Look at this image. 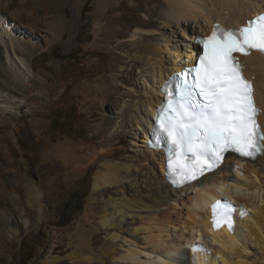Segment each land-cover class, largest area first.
I'll list each match as a JSON object with an SVG mask.
<instances>
[{"label": "bare ground", "instance_id": "6f19581e", "mask_svg": "<svg viewBox=\"0 0 264 264\" xmlns=\"http://www.w3.org/2000/svg\"><path fill=\"white\" fill-rule=\"evenodd\" d=\"M26 1L0 2V92L3 90L7 94L22 91L26 81L24 69L27 65L23 58L14 56L13 48L22 55L29 50L26 44L19 43V39L16 43L10 30L15 18L11 9ZM112 1L97 0L95 21L103 20L106 14L102 4ZM132 1H136L134 11L145 13L146 18L120 20L122 28L119 29L111 21L105 22L101 27L105 31L98 35L100 42L115 52L113 57L116 58L112 57L111 63L114 69L118 68L114 70L115 76L111 74L112 85L121 81L104 94L109 110L115 112L118 108L113 98L125 97L127 104L122 105L119 112L121 125H128L134 137L142 135L144 144L138 155L116 158L117 154L108 153L109 160L96 170L92 191L98 204L101 228L112 233L111 240L119 242L123 249L120 259L127 264H264V259L263 262L250 259L251 248L264 254V153L253 162L234 166L233 158L227 154L215 171L188 187L177 189L164 177L162 153L150 150L146 144L155 107L163 100L161 85L173 72L194 63L198 50L193 44V36L209 35L215 24L224 30L238 29L247 19L264 12V0ZM83 3L84 0H73L70 23L73 38L82 26ZM56 12L51 19L58 25L61 37L66 22L63 14ZM192 23L197 25L196 28L191 27ZM178 31L181 39H177ZM242 62L245 77L252 81L254 98L260 108L258 119L264 132V58L254 53L242 58ZM125 86L130 87L131 93L123 94ZM106 124L109 126V122ZM107 143L109 145L110 140L107 139ZM25 191L26 205L36 215H41L43 193L31 181L25 184ZM218 199L241 206L233 217V232L225 225L219 229L213 226L210 206ZM24 211L18 209L17 218L5 223L10 237L15 236L20 227L29 225ZM83 259L91 262L96 258L88 255Z\"/></svg>", "mask_w": 264, "mask_h": 264}, {"label": "rangeland", "instance_id": "374dc122", "mask_svg": "<svg viewBox=\"0 0 264 264\" xmlns=\"http://www.w3.org/2000/svg\"><path fill=\"white\" fill-rule=\"evenodd\" d=\"M96 3L84 0L82 26L74 38L70 24L73 0H27L11 9L16 18L11 34L29 51L22 55L13 48L14 56L27 65L22 91L0 92V264H127L120 259L123 249L119 242L111 240L112 233L98 222L92 181L99 166L109 160L108 153L117 154L116 158L138 155L144 142L142 135L134 137L128 125H121L119 112L125 97L113 98L118 108L109 110L105 95L121 81L112 85L118 68L111 63L115 52L100 42V35L105 22L111 21L119 29L123 19H143L146 14L134 11L136 1L113 0L102 4L107 15L95 21ZM56 11L66 22L61 37L51 19ZM129 88L125 86L123 94L131 93ZM28 181L44 195L41 215L26 205ZM74 193L80 196L75 205L70 202ZM20 208L26 211L23 214L29 225L10 237L5 223L16 219ZM253 249L250 259L263 262L264 254ZM88 255L96 259L84 260ZM36 256L40 258L35 260Z\"/></svg>", "mask_w": 264, "mask_h": 264}, {"label": "snow or ice", "instance_id": "6c2138e0", "mask_svg": "<svg viewBox=\"0 0 264 264\" xmlns=\"http://www.w3.org/2000/svg\"><path fill=\"white\" fill-rule=\"evenodd\" d=\"M203 55L189 81L177 77L176 95L159 116V133L168 146L169 166L180 182L215 167L224 153L255 158L264 153V132L257 121L252 82L234 53L264 54V14L238 30L213 27L200 40ZM231 208L212 206L213 226L230 220Z\"/></svg>", "mask_w": 264, "mask_h": 264}, {"label": "flooded vegetation", "instance_id": "af4514ba", "mask_svg": "<svg viewBox=\"0 0 264 264\" xmlns=\"http://www.w3.org/2000/svg\"><path fill=\"white\" fill-rule=\"evenodd\" d=\"M79 199L80 196L74 193L72 199H70V202H72L75 205L79 201Z\"/></svg>", "mask_w": 264, "mask_h": 264}, {"label": "trees", "instance_id": "16d2710c", "mask_svg": "<svg viewBox=\"0 0 264 264\" xmlns=\"http://www.w3.org/2000/svg\"><path fill=\"white\" fill-rule=\"evenodd\" d=\"M61 212V211H60ZM62 220V213H59V217H58V221ZM34 258V256H32V258L30 257L29 260H26V263H28L29 261H31Z\"/></svg>", "mask_w": 264, "mask_h": 264}, {"label": "water", "instance_id": "95a60500", "mask_svg": "<svg viewBox=\"0 0 264 264\" xmlns=\"http://www.w3.org/2000/svg\"><path fill=\"white\" fill-rule=\"evenodd\" d=\"M223 200H225V199H223ZM39 258H40V256H36V257H35V260H38Z\"/></svg>", "mask_w": 264, "mask_h": 264}]
</instances>
